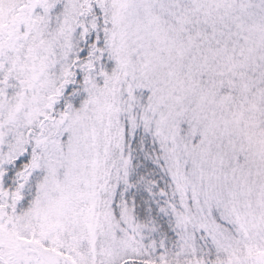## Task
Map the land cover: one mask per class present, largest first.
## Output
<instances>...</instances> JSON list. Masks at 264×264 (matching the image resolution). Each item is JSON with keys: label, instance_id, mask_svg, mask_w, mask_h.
Instances as JSON below:
<instances>
[{"label": "snow or ice", "instance_id": "obj_1", "mask_svg": "<svg viewBox=\"0 0 264 264\" xmlns=\"http://www.w3.org/2000/svg\"><path fill=\"white\" fill-rule=\"evenodd\" d=\"M0 264H264V0H0Z\"/></svg>", "mask_w": 264, "mask_h": 264}]
</instances>
